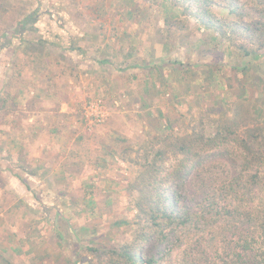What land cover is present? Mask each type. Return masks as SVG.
Masks as SVG:
<instances>
[{"label": "rangeland", "instance_id": "obj_1", "mask_svg": "<svg viewBox=\"0 0 264 264\" xmlns=\"http://www.w3.org/2000/svg\"><path fill=\"white\" fill-rule=\"evenodd\" d=\"M181 2L182 13L188 1ZM169 5L0 0V253L14 264H67L86 256L89 246L129 239L133 161L167 127L198 132L201 121L226 114L205 78L207 66L217 62L229 99L237 100L234 69H225L222 57L201 53L212 46H199L209 31L192 17L164 24ZM259 16L250 11L246 19ZM262 54L256 64L264 78ZM22 82L24 126L18 119L23 113L13 108ZM260 86H249L243 101L259 102L264 82ZM36 95L43 100L39 112L28 103ZM67 106L66 115L57 114ZM204 155L202 164L217 168L213 162L219 160L230 173L237 168L234 158ZM177 184L190 204L189 184ZM179 254L172 251L168 264H179Z\"/></svg>", "mask_w": 264, "mask_h": 264}, {"label": "trees", "instance_id": "obj_2", "mask_svg": "<svg viewBox=\"0 0 264 264\" xmlns=\"http://www.w3.org/2000/svg\"><path fill=\"white\" fill-rule=\"evenodd\" d=\"M163 1L170 2L164 24L178 23L181 16L189 22L192 17L201 30L209 31L199 46H212L201 53L222 57L224 68L234 69L237 100L229 99L231 89L226 90L217 62L214 68L207 66L205 78L216 88L226 114L209 124L201 121L198 132L180 134L170 126L158 134L157 143L132 160L137 168L127 187L136 193L126 221L132 229L130 238L89 246L86 256L67 264H168L167 256L175 249L180 252L179 264H264V88L259 102L243 101L251 94L249 86L261 87L264 82L256 64L264 50V0ZM181 1H188L182 13ZM217 6L227 14L210 10ZM250 11L260 16L247 20ZM208 153L234 158V173L224 161L214 160L217 168L202 164L200 158ZM169 161L174 164L167 166ZM177 179L193 191L190 204L182 200L191 196ZM0 264L14 263L0 253Z\"/></svg>", "mask_w": 264, "mask_h": 264}, {"label": "crops", "instance_id": "obj_3", "mask_svg": "<svg viewBox=\"0 0 264 264\" xmlns=\"http://www.w3.org/2000/svg\"><path fill=\"white\" fill-rule=\"evenodd\" d=\"M23 84H24V82H22V84L21 83H19V86L16 88L17 90H18V92H16L17 90H15V92H16V94L18 93V96L16 97V99H14V106H13V108H18V113H19V115H20V113L22 112L23 113V115L21 116L20 115V117H18V119H20L21 120V118H23L22 120H23V125L22 126H24V86H23ZM14 93V92H13ZM14 96V94H12V97ZM34 98H32V101H29L28 103H30V107H33V106H35L36 107V109L35 110H37V112H39L38 110L40 109V106L39 105H42V103L43 102H40V100L41 101H43L41 98H40V96L39 95H36V96H33ZM35 102V103H34ZM62 105H63V103H62ZM29 107V106H28ZM68 107V106H67ZM65 108V107H62V108H60V110H59V112H57V114H61V116L62 115H66L65 114V111L66 110H69L70 109V107H68V108ZM42 110V109H41ZM33 113L32 114H30V119H29V121H33L34 120V118L33 117H35V114H36V111H32ZM37 117V116H36ZM18 123H19V125H20V121H18ZM9 126H10V124H9ZM21 126V125H20ZM12 133V132H11Z\"/></svg>", "mask_w": 264, "mask_h": 264}]
</instances>
